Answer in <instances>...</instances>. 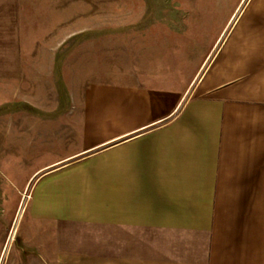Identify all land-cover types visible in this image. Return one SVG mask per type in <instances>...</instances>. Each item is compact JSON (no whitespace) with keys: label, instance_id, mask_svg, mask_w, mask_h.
Listing matches in <instances>:
<instances>
[{"label":"crops","instance_id":"0c3cea01","mask_svg":"<svg viewBox=\"0 0 264 264\" xmlns=\"http://www.w3.org/2000/svg\"><path fill=\"white\" fill-rule=\"evenodd\" d=\"M19 18L18 0H0V81L23 76ZM126 44L107 49L105 89L76 87L68 110L28 90L42 120L0 116L12 160L25 144L33 167L6 175L15 189L0 180V239L17 231L16 264H264V0L185 79L144 72ZM115 58L135 72L122 88Z\"/></svg>","mask_w":264,"mask_h":264},{"label":"rangeland","instance_id":"374dc122","mask_svg":"<svg viewBox=\"0 0 264 264\" xmlns=\"http://www.w3.org/2000/svg\"><path fill=\"white\" fill-rule=\"evenodd\" d=\"M248 1L18 0L23 76L15 81H0V116L4 114V120L10 122L12 110L15 119L27 120L29 115L35 116L36 121L42 120L44 113L28 103V90L34 92L36 102L45 98L51 105L67 106L68 110L76 87L98 79L99 88L105 89L110 45L122 48V44L129 43L126 47L131 50L137 44L141 46V54L136 56L138 51H132L134 65L147 73L185 79L207 57L211 60L216 55ZM125 49L128 53V48ZM115 61L110 69V85L122 88L129 82L128 74L135 72L131 73L128 61L120 58ZM134 65L132 70H136ZM63 112H52L51 119H57ZM9 140L0 141V154L9 159L3 163L0 180L4 186L14 188L6 175L24 168L27 147L18 145L20 153H14L12 160ZM32 170V164L23 169L25 173ZM25 196L26 193L17 192L4 195V224L11 223L16 206L24 197L23 205ZM8 231L9 228L0 239V251L4 247L0 264H16L18 260L17 231L12 241Z\"/></svg>","mask_w":264,"mask_h":264}]
</instances>
